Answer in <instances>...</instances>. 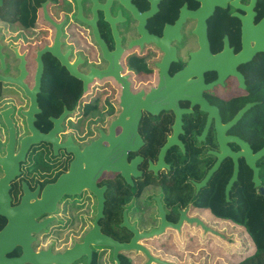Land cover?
Masks as SVG:
<instances>
[{"label":"flooded vegetation","instance_id":"obj_1","mask_svg":"<svg viewBox=\"0 0 264 264\" xmlns=\"http://www.w3.org/2000/svg\"><path fill=\"white\" fill-rule=\"evenodd\" d=\"M263 39L264 0H0V160L13 157L9 208H18L27 197L24 187L31 205L17 210L18 221L30 220L27 241L19 238L18 222L7 232L9 219L2 213L5 198L0 193V264H60L57 257L82 244L95 221L101 234L119 244L129 243L133 230L143 234L163 223L161 235L136 240L153 259L232 264L223 252L230 238L226 224L243 228L213 209L237 210L244 193L264 200V156L254 162L260 182L254 186L252 169L237 155L244 152L241 146L252 155L264 147V127H258L264 120V102L255 97L261 91L258 84L264 83L257 77L264 59ZM244 51L250 58L234 63L232 59ZM220 55L222 60L212 62ZM186 68L203 70L206 87L201 97L215 109L220 126L254 104L225 130L222 141L212 112L197 103L177 101L182 110L179 127L172 110L156 115L142 111L137 125L142 145L127 153L128 163L140 158V175L130 174L131 184L119 173L103 172L95 182L98 190L104 188L100 205L98 194L82 189L64 193L51 211L36 208L46 187L67 174L74 160V154L60 146L68 143L82 150L101 131L107 133L121 111L122 84L97 74L115 73L132 94H147L158 87L160 72L173 77ZM230 68L235 75L222 74L217 84L207 87L216 82L219 70ZM69 69L89 77L86 90L84 80ZM195 79L190 76L187 81ZM53 87L66 92L80 88V93L54 99ZM98 102L102 110L95 114ZM160 129L166 130L161 143L147 137ZM119 132L116 128L115 135ZM21 146H27L22 158ZM235 162L236 178L226 189ZM243 171L245 177H240ZM4 174L0 163V180ZM89 248V262L82 254L71 264H117L113 248ZM28 252L35 263L21 260ZM116 259L119 264L148 261L142 252L125 250L118 251Z\"/></svg>","mask_w":264,"mask_h":264},{"label":"water","instance_id":"obj_2","mask_svg":"<svg viewBox=\"0 0 264 264\" xmlns=\"http://www.w3.org/2000/svg\"><path fill=\"white\" fill-rule=\"evenodd\" d=\"M264 39L261 43V51L264 50ZM251 52V50H250ZM250 52H241L238 56H235L232 60L234 63H244L250 58ZM222 55L215 57L212 62L222 60ZM70 73H72L77 78L84 80L83 89L86 90L85 80L88 79L76 74L75 71L69 69ZM203 70H195L191 68H186L183 71L175 74L173 77H168L167 73L160 72L161 78L159 85L156 89L150 90L147 94L143 92H138L136 94H132L128 85L123 82L124 78H119L115 73L111 72H101L97 74L98 78L103 77H114V79L122 84V94L119 100V106L121 108L118 116L110 123L108 127V132L104 133L101 131L99 133V138L97 140L92 141L89 145L85 146L82 150H79L76 146H72L70 144H65L67 151H70L74 154V160L71 163L70 170L67 174L62 175L53 185L46 187L44 192L42 193L41 200L36 201V208H42L45 211L53 210L56 202L60 199V197L64 194H72L76 192H80L82 189H87L94 194H98V202L99 205L102 202L101 193L104 188L97 189L95 182L99 178V176L103 172H116L121 175V177L129 184H131L130 174L134 177L139 176L140 174L136 171V165L140 162V158L136 157L131 160L129 163L127 162V153L135 152L142 145V140L140 135L137 132V125L139 119L141 117L142 111L147 112L151 115H156L160 110H172L175 115L176 126L180 125V113L182 110L179 109L177 101L178 100H189L193 103H197L200 105L201 109L212 112V115L215 119V128L217 132V138L222 141L223 133L225 130L234 125L242 116V114L254 104H247L244 108H242L236 116L229 121L227 124L220 126V120L216 114L214 108H211L207 105V103L201 97V90H203L206 86L202 83L201 73ZM219 77L215 83L209 85L207 87H212L217 84V82L222 79V74H236L232 68L222 71H218ZM190 76H195L196 79L193 81H187ZM241 78V77H240ZM240 86L243 87V83L240 80ZM209 120V119H208ZM59 121V120H58ZM57 121H55V125H57ZM119 128L120 132L115 135V129ZM206 130V128H205ZM204 130V131H205ZM45 139V137H43ZM172 139H168V143L171 142ZM32 138L28 139V142H31ZM105 143L106 145H104ZM168 143L165 144L161 148L159 154V161L162 158L163 152L167 149ZM53 149L56 150L58 146H56L55 142L53 143ZM11 146H7V150L10 149ZM27 146H21V158L23 155V151ZM244 152H241L237 155H241L245 158L246 164L253 171L252 182L254 186H259L260 182L257 176V168L254 166V162L259 157L264 156V147L257 151L254 155L251 154V151L247 146H241ZM13 161V157L10 154L3 159L0 160V163L4 169V177L0 180V193L4 194L5 204L2 207V213L7 216L9 219V225L7 227V232L12 229L13 223H17L19 225L20 231V239L28 238V227L25 220H17L19 218L18 209L20 207H25V209H30L31 205L28 203V193L27 189L24 187L25 194H27L22 198V202L19 207H15L13 209L9 208L7 200V188L8 181L13 177L15 171L11 168V164ZM157 167V166H156ZM237 173V164H234V172L232 177L230 178L226 189L230 188L231 184L236 178ZM207 178L199 185H204ZM261 193L264 195V189L260 188ZM41 209V210H42ZM40 211V210H38ZM41 212V211H40ZM101 216V210H98V217ZM14 217V218H13ZM17 220V221H16ZM25 229V231L23 230ZM163 230V223L161 227L157 230H150L147 233L138 234L133 230L134 237L127 244H119L109 237L100 233L98 226L96 225V221L94 223L93 228L86 234L83 239L82 244H76L72 249L66 251L62 256L57 257V263L60 264H71L73 263L78 256L85 254L88 258L87 262L90 261V245L95 246H108L113 248L114 259L119 264L116 259V253L121 250L125 251H138L144 253L148 257V261L146 264H172L169 262L161 261L158 259H153L149 256L146 249L140 246L136 240L140 238H149L161 235ZM25 232V235L22 233ZM25 256V257H24ZM63 258V260H62ZM21 260L28 261L31 263H35V256L28 252L26 255L24 254L21 257ZM62 260V261H61Z\"/></svg>","mask_w":264,"mask_h":264},{"label":"trees","instance_id":"obj_3","mask_svg":"<svg viewBox=\"0 0 264 264\" xmlns=\"http://www.w3.org/2000/svg\"><path fill=\"white\" fill-rule=\"evenodd\" d=\"M250 77L254 78L255 73L253 70L249 71ZM257 77L260 80H264V59L259 65L257 71ZM258 87L261 89L259 95H256V100L264 102V83H259ZM250 88L254 86L251 83ZM80 93V88H73L69 92L65 91L63 87H53L52 94L54 99L58 97H68ZM165 129L154 131L152 134L148 133L147 137L155 143H161L165 136ZM245 171L241 173L240 177H245ZM121 186V182H119ZM143 189V188H142ZM241 204L237 210H233L231 207L221 208L215 207L213 211L228 220L240 225L247 237H249L252 243V250L243 258L234 262V264H264V200L261 197H252L249 194L244 193V196L239 199ZM121 206L117 204L115 219H119ZM129 264V263H121Z\"/></svg>","mask_w":264,"mask_h":264},{"label":"rangeland","instance_id":"obj_4","mask_svg":"<svg viewBox=\"0 0 264 264\" xmlns=\"http://www.w3.org/2000/svg\"><path fill=\"white\" fill-rule=\"evenodd\" d=\"M89 93H93V87L90 88ZM89 93L86 96V99L90 101L91 97H89L90 95ZM95 105L97 106L96 107L97 112L95 114H98V110H102V108L100 107L99 102L95 103L94 107ZM106 106H108V103L106 104ZM72 117H74V114L72 115ZM104 118L105 117H103V119ZM258 127H264V120L259 122ZM226 227L228 229V233L230 234V238L228 239V242L224 244L223 252H224V256L227 257V260L233 262L232 264H234L235 261L243 258L252 250V243L249 237L245 235L244 231L241 228H237L236 226L230 224H226ZM225 257H224V261H225ZM132 264H144V263L142 261H135Z\"/></svg>","mask_w":264,"mask_h":264}]
</instances>
